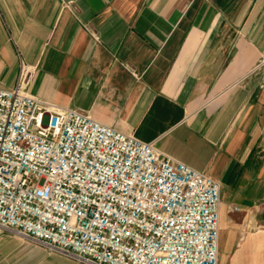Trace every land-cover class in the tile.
<instances>
[{
	"label": "crops",
	"instance_id": "crops-1",
	"mask_svg": "<svg viewBox=\"0 0 264 264\" xmlns=\"http://www.w3.org/2000/svg\"><path fill=\"white\" fill-rule=\"evenodd\" d=\"M70 3V7L66 6ZM221 184L218 264H264V0H0V87ZM0 264H84L0 229Z\"/></svg>",
	"mask_w": 264,
	"mask_h": 264
},
{
	"label": "built area",
	"instance_id": "built-area-1",
	"mask_svg": "<svg viewBox=\"0 0 264 264\" xmlns=\"http://www.w3.org/2000/svg\"><path fill=\"white\" fill-rule=\"evenodd\" d=\"M31 71L0 87V229L84 264H218L220 182L31 95Z\"/></svg>",
	"mask_w": 264,
	"mask_h": 264
}]
</instances>
